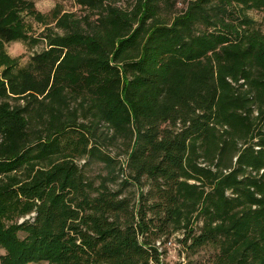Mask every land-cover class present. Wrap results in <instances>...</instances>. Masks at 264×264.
Returning a JSON list of instances; mask_svg holds the SVG:
<instances>
[{"label":"trees","instance_id":"obj_1","mask_svg":"<svg viewBox=\"0 0 264 264\" xmlns=\"http://www.w3.org/2000/svg\"><path fill=\"white\" fill-rule=\"evenodd\" d=\"M74 1L87 15L54 9L19 68L5 45L36 43L21 13L39 17L0 0V264H169L178 232L179 253L264 264V34L245 15L264 0ZM117 140L123 163L101 149Z\"/></svg>","mask_w":264,"mask_h":264},{"label":"rangeland","instance_id":"obj_2","mask_svg":"<svg viewBox=\"0 0 264 264\" xmlns=\"http://www.w3.org/2000/svg\"><path fill=\"white\" fill-rule=\"evenodd\" d=\"M33 4L34 10L37 12V17L35 18L31 15L26 14L25 12L21 13L22 22L25 27V31L27 35L36 40V43L29 41H15L12 43H8L5 45L6 54L16 61V64L19 68L25 67L29 62L32 56L39 54L43 48L45 47V42L41 40L40 36L44 33V29H53L54 33H60L59 30L54 29V18L52 15L53 10L55 9L58 12V15L63 13H70L75 16L76 19L82 18L84 15H87V11L84 9H80L74 0H26ZM186 0H176L175 13L178 11L179 7H182V3ZM189 1V0H188ZM104 3L111 4L117 7L127 8L130 3L129 0H104ZM228 10L231 11V8ZM245 15L251 19L254 23V26L260 30L262 34H264V11H256V10H248L245 12ZM92 19V15L89 14ZM166 22V20H164ZM212 30L211 28L208 29ZM78 101V100H77ZM77 104L71 102L70 107L73 108ZM87 122L86 119H79L78 122ZM100 128L98 132H100ZM101 149L106 152L108 155L112 157H117L116 160L119 163H123L125 160L124 147L122 145L121 140H117L112 144H107L106 146H102ZM75 163L80 167L81 171L84 175L89 179V181L97 182L96 177L98 175L104 176L106 170L103 168V165L90 157L76 158ZM118 175V174H117ZM123 177H126L130 181L129 172L125 171ZM122 179L120 176L115 180L112 185V189H116V186L120 183ZM151 188L150 182L143 178L141 180V190L145 193L149 191ZM136 193V189L133 186H127L122 191V196L128 194ZM133 198L131 197L129 200L131 205L135 204L133 202ZM147 217H150V213L146 214ZM148 219V218H147ZM199 226V225H198ZM194 233H197L198 228H194ZM163 238V237H162ZM162 238H158L156 240L159 241L157 243L160 244ZM181 232L175 233L172 235L170 239L171 246H168L170 249V253L163 256L162 259H167L169 264H209L207 263L208 254L202 250L196 253H192L188 250H184L181 253L178 251L181 249L180 244L177 243L178 239H181ZM174 250V251H172ZM3 255V251L0 249V256ZM30 264H46V263H30Z\"/></svg>","mask_w":264,"mask_h":264},{"label":"built area","instance_id":"obj_3","mask_svg":"<svg viewBox=\"0 0 264 264\" xmlns=\"http://www.w3.org/2000/svg\"><path fill=\"white\" fill-rule=\"evenodd\" d=\"M156 246H159V243H157V245H156ZM167 246H171V244H170V243H168V244H167Z\"/></svg>","mask_w":264,"mask_h":264}]
</instances>
